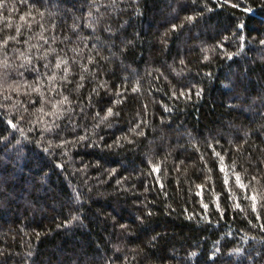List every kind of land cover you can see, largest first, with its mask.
<instances>
[{
    "label": "trees",
    "instance_id": "1",
    "mask_svg": "<svg viewBox=\"0 0 264 264\" xmlns=\"http://www.w3.org/2000/svg\"><path fill=\"white\" fill-rule=\"evenodd\" d=\"M0 264H264V0H0Z\"/></svg>",
    "mask_w": 264,
    "mask_h": 264
}]
</instances>
